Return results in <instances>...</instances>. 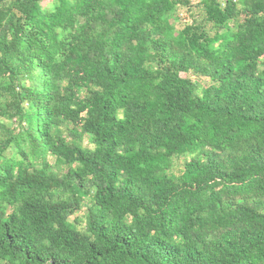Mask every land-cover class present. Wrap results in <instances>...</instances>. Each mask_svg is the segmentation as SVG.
Masks as SVG:
<instances>
[{
    "label": "trees",
    "instance_id": "trees-1",
    "mask_svg": "<svg viewBox=\"0 0 264 264\" xmlns=\"http://www.w3.org/2000/svg\"><path fill=\"white\" fill-rule=\"evenodd\" d=\"M45 1L0 0V264H264V0Z\"/></svg>",
    "mask_w": 264,
    "mask_h": 264
},
{
    "label": "rangeland",
    "instance_id": "rangeland-1",
    "mask_svg": "<svg viewBox=\"0 0 264 264\" xmlns=\"http://www.w3.org/2000/svg\"><path fill=\"white\" fill-rule=\"evenodd\" d=\"M199 0H192L191 6L188 8H179L176 13H175V18L177 19L175 23V28L176 30H181L184 28L185 25L187 24H192L194 25H202L207 31H209L210 34H214L216 29H214L210 24H206L204 21V16H203V11L201 10V7L198 5ZM43 8H51L52 7V1L51 0H46L45 2L42 3ZM232 25V23H231ZM193 80H197L202 86L206 85L208 83V80L202 79V78H196V77H191ZM2 122L6 123L8 125L9 129L15 128L16 124L14 122H10L9 120H1ZM65 136H67V133H65ZM88 144L87 139L83 141V146H86ZM11 153V150L7 152V155ZM49 162L51 164H54V159L49 158ZM181 163V162H180ZM85 215L86 211L85 208L74 215L71 218V221H74L75 218H77L78 222H80V227H83L85 224Z\"/></svg>",
    "mask_w": 264,
    "mask_h": 264
}]
</instances>
